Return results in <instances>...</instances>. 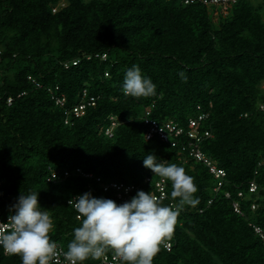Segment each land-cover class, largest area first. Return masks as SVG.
<instances>
[{
	"label": "trees",
	"instance_id": "obj_1",
	"mask_svg": "<svg viewBox=\"0 0 264 264\" xmlns=\"http://www.w3.org/2000/svg\"><path fill=\"white\" fill-rule=\"evenodd\" d=\"M60 2L0 0V216L8 218L21 192L39 193L40 207L54 223L51 238L67 250L80 226L68 201L90 193L121 204L141 190L153 194L159 176L143 165L153 154L158 162L185 169L198 200L180 211L167 239L171 249L160 245L153 264H264V244L249 225H264V166H258L264 155L259 108L264 103V0H236L226 14L201 1ZM133 65L151 78L155 95L123 94L124 75ZM49 89L65 96L63 107ZM83 91L95 103L79 116L67 115L65 110L82 101ZM146 108L152 117L181 126L200 112L208 114L201 127L213 137L203 142V150L227 173L219 191H213L216 181L202 162L177 145L145 139ZM111 116L116 125L108 135ZM75 167L93 177L72 174L47 181L51 169ZM146 176L152 181L145 182ZM96 178L135 187L119 198ZM251 180L259 185L258 196L247 191ZM239 189L247 194L240 200L243 214L232 206ZM166 192L164 205L178 203L167 180ZM256 197L259 207L252 210ZM0 264L21 260L0 247Z\"/></svg>",
	"mask_w": 264,
	"mask_h": 264
},
{
	"label": "clouds",
	"instance_id": "obj_2",
	"mask_svg": "<svg viewBox=\"0 0 264 264\" xmlns=\"http://www.w3.org/2000/svg\"><path fill=\"white\" fill-rule=\"evenodd\" d=\"M179 75L186 82L185 74ZM122 91L125 96L147 98L156 94V85L133 65L124 75ZM143 165L171 182V197L179 198L178 203L166 206L142 190L121 204L90 193L74 197L68 205L77 212L80 226L74 229L65 251L51 238L54 223L49 211L41 209L39 193L21 192L10 207L7 222H0V247L5 254L20 257L21 264H84L90 258L100 260L108 252L120 264H153L160 245L171 238L180 211L198 203L194 198L197 188L183 167L158 162L153 154L144 158Z\"/></svg>",
	"mask_w": 264,
	"mask_h": 264
},
{
	"label": "built area",
	"instance_id": "obj_3",
	"mask_svg": "<svg viewBox=\"0 0 264 264\" xmlns=\"http://www.w3.org/2000/svg\"><path fill=\"white\" fill-rule=\"evenodd\" d=\"M184 3H193L196 1H201L203 4L208 6H216L220 8V10L226 14L228 7L234 3L236 0H182ZM60 5L63 6L64 2H60ZM57 10V6L53 8V12ZM2 49L0 48V61H1ZM103 59L106 58V55L103 54L101 56ZM77 61H73V64H76ZM67 67V64H65ZM29 78L34 82L35 80L32 79L30 76ZM39 86V85H38ZM58 89V87H56ZM55 89V90H56ZM51 92V97L55 101V103L61 107L65 105L66 98L63 94H57L52 89H49ZM24 93V92H23ZM12 102V97L7 98V103L10 104ZM95 103V98L87 96V92L83 91V99L78 104L74 105L72 109L65 110V113L68 115L69 113L73 112L75 116H79L83 113L87 105H93ZM261 111L264 112V103L259 105ZM150 108H146L143 115V121L146 124V132H145V139L150 140L154 137L158 139L170 143L171 145H177L180 147L181 152H185L188 155L192 156L197 161L202 162L208 169L209 172L214 176L215 185L213 186V191H219L223 185L226 183V176L227 173L224 168L217 166L215 162H213L210 157H208L204 150H203V142L207 139L213 137V133L210 129H203L202 123L208 117V114L205 112H200L197 116H192L188 118V122L186 126H181L177 122L173 120H164L160 121L151 116ZM113 120L111 123V127L106 130V134L112 135V130L116 125V121L113 116H111ZM68 122V117L65 120V123ZM258 166H264V155L260 159ZM72 174H77L79 176L85 178H92L93 175L89 172H85L80 167H75L74 169H51L49 175L47 176V181H57L66 177H69ZM55 178V179H54ZM96 181L103 185V189L107 190L108 188H113L118 192V197L123 198L127 195L132 189H134V185L132 184H124V183H117L111 182L109 184H105L101 182L100 178H96ZM145 182H151L152 179L150 176H146L144 179ZM1 187V182H0ZM247 191L251 195L258 196L259 192V185L255 180H251L247 184ZM157 198L163 200L167 198L166 192V180L164 178L159 177L154 181V192ZM246 192L242 189L237 190L235 198L232 200V206L234 210L239 213L243 214V210L241 209L240 200L246 197ZM224 196L226 198L231 197V192L229 190L224 191ZM256 197L250 202V208L252 210H256L259 207V201ZM264 201V196L261 197ZM211 201V200H210ZM209 201V202H210ZM173 205V202H170ZM8 218L4 219L0 216V222L6 223ZM249 225L252 227L253 231L257 234V236L262 240L264 244V225L258 224L255 221H249ZM59 245V244H58ZM166 250H170L172 243L169 240H165L161 244ZM63 248L61 245H59ZM63 250H65L63 248ZM66 251V250H65ZM113 253L106 254L105 257H102L95 263H87L84 264H120L119 261L113 260ZM63 259V257H61Z\"/></svg>",
	"mask_w": 264,
	"mask_h": 264
},
{
	"label": "rangeland",
	"instance_id": "obj_4",
	"mask_svg": "<svg viewBox=\"0 0 264 264\" xmlns=\"http://www.w3.org/2000/svg\"><path fill=\"white\" fill-rule=\"evenodd\" d=\"M62 1H64V3H65V0H62Z\"/></svg>",
	"mask_w": 264,
	"mask_h": 264
}]
</instances>
